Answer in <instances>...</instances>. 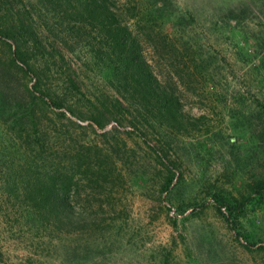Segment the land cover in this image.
I'll return each mask as SVG.
<instances>
[{"label":"rangeland","instance_id":"374dc122","mask_svg":"<svg viewBox=\"0 0 264 264\" xmlns=\"http://www.w3.org/2000/svg\"><path fill=\"white\" fill-rule=\"evenodd\" d=\"M112 3L192 125L104 109L138 97L96 24L0 0V264H264V0Z\"/></svg>","mask_w":264,"mask_h":264},{"label":"trees","instance_id":"16d2710c","mask_svg":"<svg viewBox=\"0 0 264 264\" xmlns=\"http://www.w3.org/2000/svg\"><path fill=\"white\" fill-rule=\"evenodd\" d=\"M58 3L66 7V13L79 21V29L82 30L85 23L96 24L100 31V37L104 50L107 52L108 61L118 63L123 78V86H129L131 91L138 97V104H134V98L128 99L122 92L121 98L115 99L109 108L110 111H116L121 115H125V111L134 109L139 116L145 117L147 128L152 123L164 126L182 127L187 123L192 125L191 120L186 118L180 107V101L176 98L174 92L155 72L154 66L146 58L142 44L138 36H136L127 21H122L119 14L114 8L113 0H56ZM85 22V23H84ZM155 37L147 33V43L155 41ZM16 43V41L13 40ZM20 48L17 45V54ZM26 65L24 60H21ZM68 74H65L67 76ZM68 77L69 85L77 90V84L73 79ZM35 91L42 94L41 84H35ZM57 100H65L58 96ZM62 105H59L61 107ZM73 113V112H72ZM104 113V110H102ZM100 129L105 128L97 118L91 120ZM159 121V122H156ZM172 172V171H171ZM264 186L263 184H260ZM219 211L225 209L229 214L233 213L230 204H221Z\"/></svg>","mask_w":264,"mask_h":264}]
</instances>
